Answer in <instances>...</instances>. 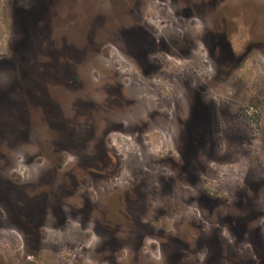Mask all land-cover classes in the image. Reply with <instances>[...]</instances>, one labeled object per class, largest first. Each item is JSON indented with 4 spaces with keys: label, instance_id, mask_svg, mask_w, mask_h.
Wrapping results in <instances>:
<instances>
[{
    "label": "rangeland",
    "instance_id": "374dc122",
    "mask_svg": "<svg viewBox=\"0 0 264 264\" xmlns=\"http://www.w3.org/2000/svg\"><path fill=\"white\" fill-rule=\"evenodd\" d=\"M44 1L0 0V264H264V0Z\"/></svg>",
    "mask_w": 264,
    "mask_h": 264
},
{
    "label": "flooded vegetation",
    "instance_id": "af4514ba",
    "mask_svg": "<svg viewBox=\"0 0 264 264\" xmlns=\"http://www.w3.org/2000/svg\"><path fill=\"white\" fill-rule=\"evenodd\" d=\"M45 1H47V0H45ZM42 2L41 4H40V8L41 7H45V4H46V2ZM20 13H21V11H20ZM117 23H121V21H119V22H117ZM117 26V25H116ZM136 34H138V35H144L143 33L141 34V33H137L136 32ZM141 37V39H143V40H145V38L144 37H142V36H140ZM146 42V41H145ZM147 43V42H146ZM224 43V42H223ZM226 45H228V43H224V45L223 46H225L226 47ZM259 45H261V47L260 48H257ZM258 46H256L255 48H257V49H255V50H258V51H264V43L263 44H258ZM228 48H227V53H229V55H230V52H231V49H230V46L228 45L227 46ZM222 49V48H221ZM252 49H254V48H252ZM135 74H137V73H135ZM116 81V80H115ZM113 82V81H112ZM121 83V82H120ZM119 82L118 83H116V86H118V87H120V88H122V83L120 84ZM112 86H115V85H112ZM104 87L105 88H107L108 87V89H109V87H110V84L109 83H107V82H105V84H104ZM194 114H195V112H194ZM184 126H185V124H184ZM109 130L108 131H119V130H121V128H118V127H109L108 128Z\"/></svg>",
    "mask_w": 264,
    "mask_h": 264
}]
</instances>
